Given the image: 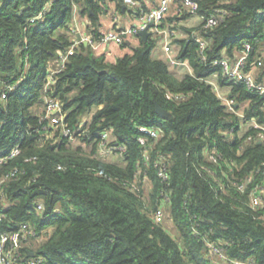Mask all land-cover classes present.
<instances>
[{
	"label": "trees",
	"instance_id": "1",
	"mask_svg": "<svg viewBox=\"0 0 264 264\" xmlns=\"http://www.w3.org/2000/svg\"><path fill=\"white\" fill-rule=\"evenodd\" d=\"M108 1L50 0L45 8L49 0H0V157L18 143L21 148L0 162V179L19 170L2 183L0 233L29 222L45 237L23 247V257L43 256V264H216L209 242L224 246L228 260L264 264V94L230 80L215 63L245 51L246 70L258 67L255 77L264 82V0L211 9L197 0L198 13L218 15L219 22L201 36L179 39L178 58L194 74L179 78L165 60L154 58L159 34L151 32L145 40L138 35L134 52L115 62L81 42L45 86L50 63L72 44L74 12L89 17L99 41ZM116 2L121 7L124 0ZM132 8L139 16L148 11L139 2ZM220 8L230 15L221 20ZM200 39L212 47L201 52ZM215 72L222 85L231 86L229 98L244 117L230 111L206 81ZM158 89L167 91L165 99L184 97V127L174 142L161 137L156 146H144L140 137L156 138L139 128L125 130V117L133 101L142 107V99L159 96ZM46 95L61 100L72 129L89 117L93 138L81 140L90 150L73 147L60 131L42 133L46 121L33 108ZM156 108L155 116L141 121L144 127L159 125ZM106 129L113 144L125 146L116 159L96 154ZM213 151L218 161L209 159ZM163 158L167 179L159 175ZM255 190L262 196L257 207L251 201ZM159 208L165 212L161 222L154 216Z\"/></svg>",
	"mask_w": 264,
	"mask_h": 264
},
{
	"label": "built area",
	"instance_id": "2",
	"mask_svg": "<svg viewBox=\"0 0 264 264\" xmlns=\"http://www.w3.org/2000/svg\"><path fill=\"white\" fill-rule=\"evenodd\" d=\"M126 3L131 4L132 6L137 5V0H124ZM177 0H159L158 4L151 8L150 10L144 12L135 26H131L125 29H112L107 31L103 34L99 41H96L92 35H86L82 38L73 39L72 44L66 51L59 52L56 60H54L55 66L53 68H49L47 72V80L45 86H49L51 83L54 82L55 73L62 70L68 59L69 56L75 52V48L81 42H87V44H91L93 47L97 48L99 45L107 44L109 42H116V43H123V41L128 36H138L140 35L141 30L146 28V26L151 22L154 21V25L150 28V31H157L160 32V24L163 21V18L168 11L170 5ZM181 1L180 11H185L188 9L186 5H191L193 10H190L193 13L199 12V7L197 0H179ZM186 7V9H185ZM76 11L74 12V16ZM40 14L39 16H41ZM204 21V26L208 25L210 21H214L215 24L219 22L218 15H210L208 17L202 16ZM34 20V19H33ZM74 33H77L76 29H73ZM200 51L202 45H207V41L204 39H200ZM250 45L246 44V49H249ZM205 49V47H204ZM165 50L169 53V62L171 64L179 63L180 59L177 58L176 55L173 53V48L169 42L165 45ZM204 51V50H203ZM247 53L244 51L241 53L237 59L231 60L228 57H223L221 59H217L215 63H219L223 67V71L225 76H227L230 80L239 81L242 80L246 83L247 87L255 90L259 93L264 94V82L258 81L255 77L254 73L251 71L246 70L247 65ZM229 64L231 66V71L225 73V65ZM238 65V66H237ZM46 87V88H47ZM5 96V94H3ZM173 96V94H171ZM177 99L184 98L180 94L174 95ZM45 101V115L42 120L46 121L43 125V132L42 133H51L55 134L57 131H60V135L62 137L68 138L70 141L74 142L76 139H82L83 137H87L88 139H92V134L90 132L89 126V117H85L82 119L81 123L75 128L72 129L65 121V112L63 110V105L61 100L58 97L46 95L44 98ZM227 105L230 111L237 113L241 118L244 117V114L241 110H236L234 108L235 103L231 98L227 99ZM255 126H261L258 122H255ZM111 133V135H109ZM151 135V133H149ZM108 137L105 139V137ZM152 136V135H151ZM264 137V134L261 135ZM141 139H146L144 136L140 137ZM113 133L111 129H106L105 131L100 133V142L98 145V152L96 153L100 157L108 159V157L112 155H116L119 150H124L125 146L113 144ZM21 151L20 144H16L12 150L2 157H0V162L6 161L9 158L14 157L15 155L19 154ZM210 154L209 159L218 161L219 154L216 151L209 152ZM146 158H149L148 152L145 151L144 153ZM161 166L159 167V175L163 179L168 178V171H167V161L166 158H163L160 162ZM159 164V165H160ZM62 165H59L61 168ZM18 169L15 168L11 172L7 173L0 179V202L6 203L5 192L2 187V183L7 179H14L17 176ZM245 185L241 184L240 188H244ZM251 201L253 207H257L262 202L261 194L257 193L255 190L252 193ZM38 210L42 211L44 209V205L42 202H38L37 204ZM155 218L158 222L164 220L165 212L163 208L157 209L155 212ZM45 235L39 236V233L36 231L35 227L31 226L27 221H21L18 224L16 229H11L7 231H1L0 233V261H3V264H43L44 258L40 255L31 254L29 258L23 257L22 248L27 247L30 248L36 241L42 240ZM209 247L211 249V253L216 257V264H232L233 261L237 262V264H256L253 259L249 260H242V259H232L228 260L226 255L225 247L220 245L216 242H209Z\"/></svg>",
	"mask_w": 264,
	"mask_h": 264
},
{
	"label": "crops",
	"instance_id": "3",
	"mask_svg": "<svg viewBox=\"0 0 264 264\" xmlns=\"http://www.w3.org/2000/svg\"><path fill=\"white\" fill-rule=\"evenodd\" d=\"M158 1L159 0H139L138 2L140 5H146L148 10H150L158 4ZM121 5V7H118L116 0L108 1L106 11L100 16V31L102 33H106L112 29H125L138 23L140 16L136 14L132 8L133 6L125 1ZM180 5L181 1L179 0L173 2L163 18L161 23L162 25L160 26L161 31H152L155 33V36L159 34L157 43L152 50V56L154 58H161L165 60L168 63L170 70L179 78H183L186 74H194L191 65L187 61L181 60L180 58L179 63L171 64L168 59L169 53L165 50V45L169 42L173 48L172 54L176 55L178 58L181 50L179 39L188 38L193 34L201 36V31L204 26L203 17L200 13H193L186 9V7V10L181 12ZM89 25V17L82 16L78 13V11H76L72 29H76L77 33L73 32L72 41L73 39L78 38V32H80L83 36L91 35ZM188 29H192V31L189 32ZM124 42H126V44H123ZM124 42L120 44L116 42H109L107 44L99 45L97 48H93L98 53L104 54L108 61L115 62L119 57L128 53H133L134 49L139 45V39L137 36H128ZM240 55L241 54L238 53L236 57L238 58ZM225 57L227 56L225 55ZM50 64V67L52 66L51 68L55 66L54 62H51ZM258 69V67L254 68V75L258 74ZM206 81L213 86L214 91L222 100L227 101L231 92V86L222 85L219 81L218 73L215 72L208 75L206 77Z\"/></svg>",
	"mask_w": 264,
	"mask_h": 264
},
{
	"label": "clouds",
	"instance_id": "4",
	"mask_svg": "<svg viewBox=\"0 0 264 264\" xmlns=\"http://www.w3.org/2000/svg\"><path fill=\"white\" fill-rule=\"evenodd\" d=\"M237 2H239V0H215V3H213L212 0H206L207 7L210 9L216 8L217 5H229ZM49 6H50V0L48 4L44 5V7L48 8ZM186 7L188 8V10H193L191 5H186ZM197 7H199V5ZM218 11L223 13V15L220 16L221 20L224 19V16L230 15V13L226 11L224 8H220L218 9ZM257 11H261V10L258 9ZM214 28H216L215 22L210 21V23L206 25L203 30L210 31ZM204 47H212L211 42H209L207 45H202L201 52H203ZM231 70H232L231 66L226 63L225 73ZM157 91H159V96L154 97L152 100L144 101L142 99V107H135V101H133L132 110L129 111L128 115L125 117L126 119L125 130L131 129L134 131L135 129L139 128L140 132L146 134L151 133V135L156 138L155 141L141 139L140 143L141 145L144 146H156V141H159L161 137H163L165 140L174 142L178 138L177 136L178 132H180L184 127L183 124V114L185 112V108L183 106L184 102L182 100L177 99L174 95L169 96L167 99H165V96L167 95V91L159 90V89ZM155 106H159V108L157 109L159 111V117H158L159 125L144 127L141 121H147L150 115L151 116L156 115V112L153 111V108ZM164 108H167L172 113L170 117L168 116L167 112L163 111ZM251 123L255 124V121L253 120ZM113 131H116V129H113ZM109 135H111V133H109ZM107 138L108 137L106 136L105 139ZM0 264H3V261H0ZM232 264H237V262L233 261Z\"/></svg>",
	"mask_w": 264,
	"mask_h": 264
},
{
	"label": "rangeland",
	"instance_id": "5",
	"mask_svg": "<svg viewBox=\"0 0 264 264\" xmlns=\"http://www.w3.org/2000/svg\"><path fill=\"white\" fill-rule=\"evenodd\" d=\"M56 60V59H55ZM54 62V61H53ZM262 62H259V64H262ZM261 66V65H260ZM225 103H227V101H224ZM33 111L38 113L41 117H43L45 115V101H40L38 102L34 108ZM73 147H78V146H82L85 150H90V144L85 142L84 140L81 139H76L74 140L73 144H71ZM118 156L116 155H112L110 157H108V159L112 160V159H116ZM171 225V224H170Z\"/></svg>",
	"mask_w": 264,
	"mask_h": 264
},
{
	"label": "water",
	"instance_id": "6",
	"mask_svg": "<svg viewBox=\"0 0 264 264\" xmlns=\"http://www.w3.org/2000/svg\"><path fill=\"white\" fill-rule=\"evenodd\" d=\"M196 1V0H195ZM125 6V5H123ZM136 25V24H135ZM134 25V26H135ZM154 25V21H151L147 26L146 28H144L143 30H141L140 32V36L143 40L147 39L148 36L151 34V31H150V28ZM78 38L81 39L82 38V34L80 32H78L77 34ZM85 44H87V42H84ZM159 106H157L156 109H158ZM163 111L167 112L168 113V116L170 117V112L167 111L165 108L163 109ZM157 112L159 113V111L157 110ZM167 118V117H166ZM33 254V253H32Z\"/></svg>",
	"mask_w": 264,
	"mask_h": 264
}]
</instances>
